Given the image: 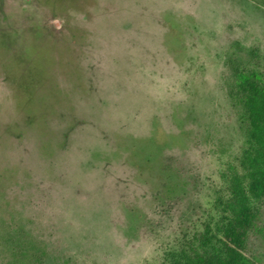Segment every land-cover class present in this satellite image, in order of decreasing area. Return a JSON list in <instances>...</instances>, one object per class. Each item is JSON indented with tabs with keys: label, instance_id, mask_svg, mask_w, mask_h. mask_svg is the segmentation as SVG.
Here are the masks:
<instances>
[{
	"label": "rangeland",
	"instance_id": "374dc122",
	"mask_svg": "<svg viewBox=\"0 0 264 264\" xmlns=\"http://www.w3.org/2000/svg\"><path fill=\"white\" fill-rule=\"evenodd\" d=\"M263 66L264 0H0V264L162 263Z\"/></svg>",
	"mask_w": 264,
	"mask_h": 264
},
{
	"label": "trees",
	"instance_id": "16d2710c",
	"mask_svg": "<svg viewBox=\"0 0 264 264\" xmlns=\"http://www.w3.org/2000/svg\"><path fill=\"white\" fill-rule=\"evenodd\" d=\"M229 97L241 111L245 141L226 162L203 217L197 215L182 229L159 264H257L259 260L253 259L250 242L262 238L264 246V66L238 68Z\"/></svg>",
	"mask_w": 264,
	"mask_h": 264
}]
</instances>
